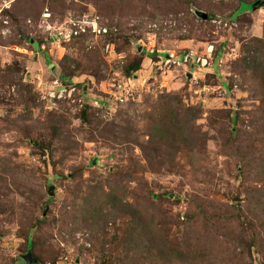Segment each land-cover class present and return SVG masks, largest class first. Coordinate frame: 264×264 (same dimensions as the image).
<instances>
[{
    "label": "rangeland",
    "instance_id": "374dc122",
    "mask_svg": "<svg viewBox=\"0 0 264 264\" xmlns=\"http://www.w3.org/2000/svg\"><path fill=\"white\" fill-rule=\"evenodd\" d=\"M241 1L253 4L256 0H0V70H14V81L36 88V96L40 80L61 79L80 67L86 72L80 70L73 82L99 98L111 99L116 86L135 85L129 102H112L109 110L96 109L97 119L89 118V125L82 120L81 111L68 106L49 111L39 99L29 113L19 101V86L11 83L13 79L3 80L5 74H0V177L20 167L26 182L17 187L11 182L8 190L0 184L1 195H6L4 206L0 204V264H24L30 250L26 226L34 219H46L43 226L30 233L34 259L40 264H111V257L100 261V230L92 229L93 221L85 223L84 209L102 206L103 199L115 193L124 203L158 215L163 224L160 229H171L179 241H190L184 239L190 235L187 238L198 247L196 256L204 257L197 260L200 264H237L235 256L242 254L238 246L245 244L249 250L242 264H264L262 250L258 251L253 241L244 240L249 228L259 225L255 218L247 219L246 206L250 194L259 192L256 188L264 181V171L257 166L264 147L253 146L261 140L255 136L264 130V86L241 62L246 45L264 41V8L234 16ZM198 12L215 17L202 26ZM215 20L235 26L220 27L213 24ZM72 21H84L86 25L98 21L109 33L99 38L89 33L61 37L60 32L69 31ZM85 36L90 37L83 45ZM187 36L191 39H184ZM120 38L130 43L129 52L120 54L115 45L116 54L107 53L106 46ZM208 44L215 45L216 51L222 47L210 70L182 68L165 73L156 67L159 60L146 61L152 58V49L180 54L203 51ZM94 51H100L108 65H102L105 80L101 82L92 75L95 69L88 70L94 66L90 59L81 66L85 54ZM130 54L146 59L142 77L136 81L133 78V82L123 74ZM67 56L75 61L64 69L62 62ZM166 94L203 108L194 129L203 135L205 156L200 165L180 154L175 165L167 164L154 173L139 147L132 143L113 146L99 139L95 130L101 122H120L122 117L135 123L139 137L144 135L142 118L153 113L156 102ZM221 112L230 118H219ZM25 114L28 117L24 123L33 126L31 136L38 141V149L11 124L21 121ZM55 116L69 123L73 136L70 147L75 148L65 155L58 152V142L55 146L51 143L52 131L44 128ZM235 118L236 123L232 121ZM230 137L245 140L242 145L252 147L255 159L225 152L223 142ZM133 162L141 167L136 168ZM50 188H54V197L49 196ZM124 213V222L118 224L128 222ZM217 216L223 220L207 239L203 226ZM133 229L127 232L134 241L127 244L130 258L135 264H156L141 257L152 248L150 236L143 229L133 235ZM254 232L258 234L256 229ZM121 235L124 238L123 230Z\"/></svg>",
    "mask_w": 264,
    "mask_h": 264
},
{
    "label": "trees",
    "instance_id": "16d2710c",
    "mask_svg": "<svg viewBox=\"0 0 264 264\" xmlns=\"http://www.w3.org/2000/svg\"><path fill=\"white\" fill-rule=\"evenodd\" d=\"M259 0H256L253 4H248L247 2L241 1L239 7L235 10L234 16L238 14H244L248 11L254 12V5ZM127 8V7H126ZM125 9V8H124ZM262 8H258L261 10ZM256 10V11H258ZM215 17L214 14H210L209 20L206 22H200L203 25L210 24V21ZM194 22H196V18L193 15ZM93 36V35H91ZM90 36L83 37V45L89 41ZM191 36H187L184 39H191ZM78 43V42H77ZM76 45V44H75ZM117 46L118 52L120 54H124L125 52H129L130 43L126 41V44L123 42V38L114 44ZM222 47L218 49L215 53V57L219 58L221 56ZM245 56L242 59V67L247 71L251 72L254 76L260 79L262 85L264 86V41L255 40L253 44H248L245 46ZM144 54V52H142ZM95 57H92V56ZM153 61H158V55H151ZM128 64L123 67V74L127 79H133L137 77L140 71L143 69L144 62L146 59L140 58L138 59L131 54L127 57ZM90 59L94 66L88 69L92 70L95 73L92 75L97 78L99 82L104 81L102 72V65L107 67V63L101 58L100 51H94L88 54L81 59V66H85V62ZM218 60V59H217ZM73 58L65 57L62 62L63 68L68 69V66H71L69 62H73ZM78 63V61H76ZM102 63V64H101ZM73 67V66H72ZM85 71L81 67L74 68V70L67 74L65 73L63 80L66 84H70L73 82L75 75L79 73V71ZM87 70V71H88ZM4 73L5 75L2 77L3 80L11 81L14 78V70L2 71L0 70V74ZM86 72V71H85ZM12 84H17L19 86V101L26 106V110L31 113V109L35 106L36 101L39 99V94L37 96L34 94L35 89L33 86H29L26 84L17 83L14 79L11 81ZM38 93V92H37ZM96 109L88 106L86 109L81 111V118L84 122L91 125L90 119L96 118ZM203 108L200 106H190L187 105L184 100L177 95L166 94L159 98L156 102L155 107L153 108V113L145 114L142 118L143 123V131L144 135H140V132L137 130V126L134 122H132L129 118L125 119L122 117L120 122H101L99 128L95 130L99 139L109 143L113 146H123L125 144L132 143L135 146L139 147L144 154V157L147 163L151 166L152 171L154 173H158L162 167L167 164L175 165L178 155H185L191 161H195L198 165L202 163V156H205V152L203 151V135L199 134V132L194 131L197 126V122L203 116ZM219 118L227 119L230 118V115L225 112L218 113ZM27 115L25 114L21 121L11 122V124L16 125L20 131L27 135L29 140H33L35 147L38 149V141L34 140V136H31L33 132L31 129L32 125H27L24 122L27 121ZM90 118V119H89ZM231 120V119H230ZM19 124V122H22ZM233 122H237L238 120L232 119ZM46 127V128H45ZM45 131H52L53 135L50 138L53 146L58 142L60 146L58 152L62 151V153L68 154L71 152L75 146L70 147L71 144H74L72 133L69 132V123L62 118L55 116L50 119L49 124L44 125ZM264 129V125L262 127ZM141 137H144L147 140H141ZM256 138H261L260 141L253 143V146L256 148L264 147V130L259 135L255 136ZM251 138V137H249ZM93 139H96V136H93ZM245 140H236L232 137L226 139L223 142V147L225 152H236L235 155L237 158L247 159L244 154L248 156L254 157L257 156L255 151L252 152V147L243 146ZM76 145V144H75ZM45 149V148H43ZM200 149V150H199ZM261 149V150H262ZM195 150H199L198 152H194ZM261 158H257L258 168L264 171V149L262 150ZM229 156V155H228ZM230 157V156H229ZM261 161V162H260ZM253 161L250 160V163ZM254 160V164H255ZM136 168L141 167V165L135 164ZM156 167L159 169L154 170ZM23 168L16 167L14 173H10L5 175V177H0V184L5 189H10L8 187L9 183H15V186H24L26 182L23 181L24 178V170ZM141 169V168H140ZM140 171L137 170V173ZM141 172H145V167L141 169ZM80 173V172H79ZM8 177L10 180H8ZM262 185L259 188H256V192L250 194L249 201L246 206V210L249 214L247 219L251 221L253 218L258 220V226H251L247 234L244 235V240L253 241L254 246L260 251L261 254H264V181L261 182ZM4 184V186H3ZM26 190L29 188H25ZM3 189L0 187V204L4 206V200L6 199V195H1V191ZM110 195V194H109ZM45 196V195H44ZM51 196V195H49ZM107 196V195H106ZM52 197V196H51ZM54 197V196H53ZM53 199H51L52 201ZM103 205H98L93 208L88 206V209H84L85 212V223L89 225L91 221H93L92 229L95 231L100 230L97 234V241L100 242L101 245V259L102 262L105 257H111L115 261V264H135V260L130 258L131 248L127 247L128 241L134 242L131 238H128V230L131 231L133 228V235L138 233L140 229H143L148 233L149 241L151 242L152 248L149 251V254L142 255L143 259H148L153 262H157L156 264H200L197 260L201 261L204 259L203 256L197 257L195 254L196 249L198 250L197 244L195 241L188 239L187 237H191L190 235L184 236V239L190 241H179L175 235H173V231L171 229H167L166 227L160 229L162 227V223H159V216L152 214L149 215L145 210L138 209L135 205H129L124 203L123 198L115 195H110L107 198L103 199ZM109 206L110 208H107ZM137 206V205H136ZM104 210H107L105 212ZM123 210L125 211V216L128 218V222L118 224V221L124 222V215H122ZM238 212V211H236ZM258 212V213H256ZM251 213V214H250ZM254 215V216H253ZM253 216L251 219H249ZM88 217V219L86 218ZM125 217V218H126ZM249 217V218H248ZM46 219H34L32 222L27 224V241H28V253H31L34 258V242L30 239V233L34 228L43 226ZM222 216H217L216 218H210L209 221L203 226L205 229V233L207 235V239H209V234L211 230L215 228V226L222 221ZM30 221V220H29ZM114 221L113 228H111L110 223ZM194 219H191V225L193 224ZM255 220H253L254 222ZM251 222V224L253 223ZM23 223V222H21ZM116 227V228H114ZM125 227V231H124ZM255 229L258 234L255 233ZM123 230V234L125 233L124 238L121 233ZM115 231V232H114ZM249 232V233H248ZM254 233L256 235H254ZM147 236V237H148ZM248 236V238H247ZM247 238V239H245ZM249 239V240H248ZM246 241V243H247ZM125 246V248L123 247ZM238 249L242 250V254L237 255L239 259V263L242 264L246 261L247 252L249 250L248 244H245L243 247L238 246ZM236 250V247H235ZM135 251V250H134ZM157 253H156V252ZM125 255V258L122 256ZM142 259V260H143ZM36 260V259H34ZM38 261V260H36ZM162 262V263H160ZM111 263V264H112ZM24 264H27L24 261ZM38 264L39 261H38ZM99 264H102L99 262ZM154 264V263H153Z\"/></svg>",
    "mask_w": 264,
    "mask_h": 264
},
{
    "label": "built area",
    "instance_id": "2783aa9c",
    "mask_svg": "<svg viewBox=\"0 0 264 264\" xmlns=\"http://www.w3.org/2000/svg\"><path fill=\"white\" fill-rule=\"evenodd\" d=\"M85 22L72 21L69 27V31L63 30L60 32V36L71 38L72 36H78L80 34H92L96 38L106 36L109 32L108 29L100 26L98 21H95L92 25H86ZM214 25L233 28L235 24L224 23L222 21H213ZM68 30V29H67ZM89 30V31H88ZM106 52L109 54H116V48L114 44H108L106 46ZM151 55H158L159 61L156 63V67L159 70L167 73L173 69H198V70H210L213 68L215 61L216 46L213 44L206 45L203 51L189 50L180 54L176 53H164L160 51L150 50ZM163 53V54H162ZM222 64V62L220 63ZM167 70V71H166ZM133 82V79H129ZM135 82V81H134ZM132 86H116V91L110 93V98H99L97 95L91 93L89 88L81 87L80 84L75 81L66 84L58 77H53L51 80H40L37 85V91L39 93V101L44 105L46 110L52 111L53 109H59L63 106H68L77 111H83L88 106L95 109L112 108V102L116 105L125 104L129 102L133 97L135 85ZM114 104V103H113Z\"/></svg>",
    "mask_w": 264,
    "mask_h": 264
},
{
    "label": "water",
    "instance_id": "95a60500",
    "mask_svg": "<svg viewBox=\"0 0 264 264\" xmlns=\"http://www.w3.org/2000/svg\"><path fill=\"white\" fill-rule=\"evenodd\" d=\"M258 8H264V0H259L255 5H254V11L258 10ZM197 16L201 18L203 21H208L209 20V15L203 12H198ZM54 188H50V195L54 196ZM24 261L27 264H38V261L34 260L33 255L29 253L27 256L24 257Z\"/></svg>",
    "mask_w": 264,
    "mask_h": 264
},
{
    "label": "crops",
    "instance_id": "0c3cea01",
    "mask_svg": "<svg viewBox=\"0 0 264 264\" xmlns=\"http://www.w3.org/2000/svg\"><path fill=\"white\" fill-rule=\"evenodd\" d=\"M146 61L149 62V63H152V62H153L152 59H147ZM143 68H144V69L146 68L145 63H144ZM143 72H144V70H143V71L141 70L140 73L137 75V77L134 78V80L136 81V80H138V79H136V78H141V77H142L141 74H143ZM55 77H56V76H55Z\"/></svg>",
    "mask_w": 264,
    "mask_h": 264
}]
</instances>
